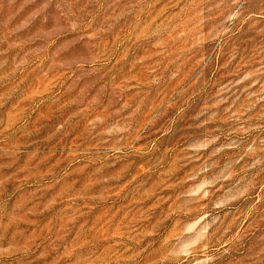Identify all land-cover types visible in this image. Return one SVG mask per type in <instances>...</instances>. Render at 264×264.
I'll return each mask as SVG.
<instances>
[{
	"label": "rangeland",
	"instance_id": "1",
	"mask_svg": "<svg viewBox=\"0 0 264 264\" xmlns=\"http://www.w3.org/2000/svg\"><path fill=\"white\" fill-rule=\"evenodd\" d=\"M0 264H264V0H0Z\"/></svg>",
	"mask_w": 264,
	"mask_h": 264
}]
</instances>
